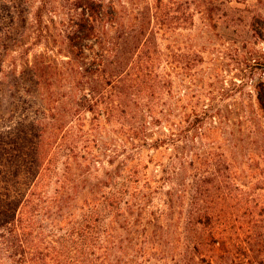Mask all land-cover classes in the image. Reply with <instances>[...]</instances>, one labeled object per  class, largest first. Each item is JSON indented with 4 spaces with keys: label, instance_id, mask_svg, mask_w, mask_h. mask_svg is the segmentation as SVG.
Segmentation results:
<instances>
[{
    "label": "trees",
    "instance_id": "1",
    "mask_svg": "<svg viewBox=\"0 0 264 264\" xmlns=\"http://www.w3.org/2000/svg\"><path fill=\"white\" fill-rule=\"evenodd\" d=\"M116 1L62 0L66 55L37 37L46 51L21 52L22 69L0 62V264H264L252 195L264 168L242 183L223 118L174 114L161 0H131L133 14ZM47 10L36 8L37 27ZM27 75L33 94L20 90ZM253 88L258 114L246 119L264 138V78ZM147 151L155 168L142 180Z\"/></svg>",
    "mask_w": 264,
    "mask_h": 264
},
{
    "label": "rangeland",
    "instance_id": "2",
    "mask_svg": "<svg viewBox=\"0 0 264 264\" xmlns=\"http://www.w3.org/2000/svg\"><path fill=\"white\" fill-rule=\"evenodd\" d=\"M156 1L145 0L140 10L147 3L155 5ZM184 1L161 0L162 11L170 14L157 29L161 50L159 65L167 70L172 81L168 100L173 104L174 114L222 117L218 134L224 131L221 135L228 139L231 134L235 135L232 148L236 152L239 179L253 185L258 168H264V138L254 124L247 122L258 114L254 81L264 78V0H225L224 4H214L212 11L208 9L207 0H188L189 5H183ZM43 2L47 3L48 10L42 29L34 24L33 15ZM116 3L124 4L130 14L137 11L131 0ZM67 14L62 0H0L3 69L9 72L16 65L22 69L26 59H20L19 54L27 49L30 61L34 54L46 51L43 41L39 42L37 37L44 41L50 37V48L66 55L62 36ZM20 81L21 92L34 93L29 75ZM9 86L6 82L0 89L3 112L6 101L9 102ZM221 142L228 146L225 141ZM151 156L148 151L142 153V167ZM149 165V172L142 168V180L153 176L154 164ZM59 167L62 168V164ZM252 195L264 208V192H252ZM186 206L187 199L183 207Z\"/></svg>",
    "mask_w": 264,
    "mask_h": 264
}]
</instances>
